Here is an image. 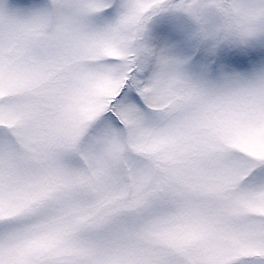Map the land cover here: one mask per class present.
<instances>
[{"label":"snow or ice","instance_id":"obj_1","mask_svg":"<svg viewBox=\"0 0 264 264\" xmlns=\"http://www.w3.org/2000/svg\"><path fill=\"white\" fill-rule=\"evenodd\" d=\"M0 264H264V0H0Z\"/></svg>","mask_w":264,"mask_h":264}]
</instances>
